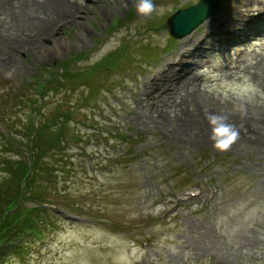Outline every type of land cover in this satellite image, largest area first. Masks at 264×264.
Instances as JSON below:
<instances>
[{"label": "rangeland", "instance_id": "1", "mask_svg": "<svg viewBox=\"0 0 264 264\" xmlns=\"http://www.w3.org/2000/svg\"><path fill=\"white\" fill-rule=\"evenodd\" d=\"M72 1L80 4L76 20L46 42L47 32L38 42L41 25L33 37L41 44L39 49L28 39L14 51L11 38H5L8 44L0 49V154L8 146L3 145L4 137L11 140L14 135L12 121L25 123L22 116L30 118V102L37 94V80L46 76L44 69L72 56L71 69L57 65L59 80L49 85L58 87L40 97L44 108L35 122H46L53 113L61 115V108L74 111L63 148L41 143L36 154L40 195L23 201L28 207L45 201L51 216L35 223L30 219V226L23 227L24 247L0 251V264H264V146L257 134L264 132V124H226L237 135L220 147L212 121L198 117L199 112L208 117L234 112L213 107L212 98L264 113V59L257 64L261 77L254 68L228 70L230 64L222 61L221 52L211 50L205 62L194 65L197 94L190 95L184 110L172 112V119L159 109L151 112L152 95L141 91L150 89L151 77H158L174 53L185 49L199 53L195 41L209 26L211 31L226 14L232 21L258 15L255 8L264 0H223V7L209 18L213 24L207 25V19L176 41L167 28L162 29L164 21L176 8L198 0H153L149 13L137 10L138 0ZM1 8L0 27L2 19L14 16L13 7ZM112 13L121 17L119 26L106 31ZM53 16L62 14L43 18ZM261 37L264 41V26L255 27L244 42L233 38L229 52L255 63L250 54H264ZM129 57L136 59L131 62ZM79 68L83 72L75 73ZM245 86L247 91L241 92ZM199 92L207 99L200 101L205 108L195 101ZM83 94H88L87 103L81 102ZM109 131L127 140H109ZM26 151V146L16 145L7 154L28 159ZM47 165L53 166L56 176L46 172ZM1 179L9 181L11 176L0 169V183ZM199 187L203 196L185 203L177 199ZM5 192L0 185V195Z\"/></svg>", "mask_w": 264, "mask_h": 264}, {"label": "bare ground", "instance_id": "2", "mask_svg": "<svg viewBox=\"0 0 264 264\" xmlns=\"http://www.w3.org/2000/svg\"><path fill=\"white\" fill-rule=\"evenodd\" d=\"M67 1L69 2L68 5H66ZM0 6L3 7L1 8V10H5L6 8H8V6H11L13 7L14 13V16L8 17L7 19L4 18L1 21L0 49H4L2 47L3 44H8L7 42H4V39L11 38V42L14 44H11L10 48L14 50L16 47H22L23 42H26L28 39L32 42L35 48L39 49L41 47V44L39 45V43L35 42L33 37L37 35L36 32L40 30L41 25L42 28L39 31L40 39L38 42L42 41V36L48 31H50L51 36L48 37L45 42L50 39L52 40L55 37L54 35L58 32L56 27L60 25V22L57 19L55 22V26L53 25L52 21L56 17L53 16L54 18L52 17L50 19H46L43 18V16L46 14L48 15L49 13H55V15L62 14V16H59L60 18L68 17L71 21H75L77 16L76 12L80 4L77 1L72 0H2L0 2ZM48 7H51V9H49ZM48 10L50 12H48ZM262 14H264V11L260 13V15L255 19H247L245 17L246 15H241L240 18L237 19V21H232L229 18L225 17L219 20L218 24H216L217 26L214 25L211 31L209 26L207 33L202 36H199L196 39L195 42L197 44L194 46H197V48L200 50L199 53H197L196 55H192V53L188 52L191 50L185 49V51L174 53L170 59H167L164 62V65H162L161 68L158 70V77H156L155 75L151 77L150 89L148 90L147 88H143L141 90L147 92L149 91L152 95L151 99H153V104L151 102L150 103L153 107L150 108L151 112L154 108L159 109L163 116L168 119H172V112L177 110L182 111L185 109L183 108V104L188 101L190 95L197 94L196 92L199 90L198 88H196L199 84L197 82L198 74H194V70L196 68L194 65L198 66L200 63L205 62L204 60L208 58L209 52H211V50L217 49L221 52L222 61H226L228 64H230L227 67L228 70L241 68H247L248 70H250L251 68H254V70L257 69V75L262 77V74L257 68V64L262 63V59H264L263 53L262 56L258 53H256V55L258 54L257 56L250 54L251 57L255 58V63H248L247 61L249 59H243L241 58L242 56L239 54L234 56L231 52H229L230 46L233 43V38L242 39V42H244L247 38L254 34L255 27L264 26V20H261L263 17ZM213 22V20L208 19L206 21V24L211 25L213 24ZM249 22L252 24H248ZM62 27L63 25L60 28ZM220 32L221 34H219ZM210 35L212 36L210 40H208V36ZM259 35L260 34H258V36ZM25 38L27 39L24 41ZM19 39L21 42L18 41ZM260 39L261 40L259 45L264 48V41L262 40V37ZM184 42L189 43V41L186 39L184 40ZM204 43L207 44L204 46ZM23 45L25 46V44ZM188 55H191L193 57H188ZM12 56L15 55L12 54ZM233 63L235 64L233 65ZM166 73L168 74V77ZM164 74L167 78H163ZM194 88L196 89L193 92L189 91V89L192 90ZM203 94L204 93L199 92L198 96H196L198 98L195 101L200 103V101L202 100L207 103V99L202 98ZM154 98H157L159 100L163 99L164 103L156 105L154 102ZM176 100H180L181 102H178ZM210 100L211 102H214L215 100L216 105L230 107L234 109V112L227 111L228 114H215L211 110V107L206 108L214 113V115L212 116L219 117V122L223 124H238L243 122L250 124L246 116H248L249 114H255V112L249 111L247 112V115H243L242 113L245 110L247 111L248 109H236L232 105V102H221L220 100L214 98ZM199 108L205 107L200 103ZM187 110H190V108L188 107ZM176 115L178 116V114ZM136 116H142V114H137ZM198 117L210 119V116L208 117L207 115H205V112H199ZM240 131L242 133H245L244 131H242V128H240ZM257 134L259 137V141L262 143V146H264V132H257Z\"/></svg>", "mask_w": 264, "mask_h": 264}, {"label": "trees", "instance_id": "3", "mask_svg": "<svg viewBox=\"0 0 264 264\" xmlns=\"http://www.w3.org/2000/svg\"><path fill=\"white\" fill-rule=\"evenodd\" d=\"M52 73L53 72H51L50 75H52ZM31 107L33 110L39 111L42 105L34 107L33 103ZM55 116L58 118V113H56ZM30 123L31 124L26 128V134L31 138V150L33 153L32 162L34 165V160L38 158L37 155L34 158V153L37 154L41 149L42 142L44 144L50 143L52 147L56 146L55 148L59 149V143L65 135L62 126L56 128L54 134H51L48 132V127H50L49 124L42 123L37 126L34 122ZM0 169L2 173L4 172L11 176L9 184L6 182L8 181L7 179L2 180V188H4L7 193L0 195V198L3 199V202L0 203V251L3 253L10 247L14 248L15 246V248H23L24 246H20V242H23L22 237L25 235L23 227L27 224L30 226L31 220L33 223L39 219L44 220L46 215L48 217L51 216V212L40 205L27 210L21 202L27 196L23 191V184H25L28 189H32L35 183L34 177L30 174L31 168L27 163V160L24 158L17 159L4 155L0 158ZM7 243L9 245L8 247L6 246Z\"/></svg>", "mask_w": 264, "mask_h": 264}, {"label": "water", "instance_id": "4", "mask_svg": "<svg viewBox=\"0 0 264 264\" xmlns=\"http://www.w3.org/2000/svg\"><path fill=\"white\" fill-rule=\"evenodd\" d=\"M218 7L215 0H200L195 5L178 9L167 19V24L171 33L180 38L189 34Z\"/></svg>", "mask_w": 264, "mask_h": 264}, {"label": "clouds", "instance_id": "5", "mask_svg": "<svg viewBox=\"0 0 264 264\" xmlns=\"http://www.w3.org/2000/svg\"><path fill=\"white\" fill-rule=\"evenodd\" d=\"M137 10L140 13H149L152 8L153 4L151 0H138V3L136 5ZM247 86L244 88H241V92H246ZM210 120L212 121L214 128H213V136L217 137L219 139V145L220 147L227 146L232 140L235 139L237 133L234 128H232L229 125L220 123V118L216 116L210 117Z\"/></svg>", "mask_w": 264, "mask_h": 264}]
</instances>
